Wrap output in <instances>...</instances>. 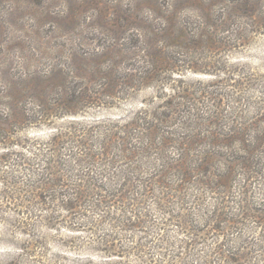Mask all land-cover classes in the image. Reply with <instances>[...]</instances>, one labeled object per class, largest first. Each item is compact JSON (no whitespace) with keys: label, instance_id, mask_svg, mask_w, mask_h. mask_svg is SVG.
<instances>
[{"label":"trees","instance_id":"16d2710c","mask_svg":"<svg viewBox=\"0 0 264 264\" xmlns=\"http://www.w3.org/2000/svg\"><path fill=\"white\" fill-rule=\"evenodd\" d=\"M131 67L111 66L99 76L106 83L95 94L118 98L120 89H133ZM91 100L90 87L73 88L62 100L66 105L43 96L33 111L42 121L57 106L66 109L63 117L77 116ZM171 102L161 108L172 117L153 118L152 124L132 115L111 124L100 120L105 131L94 125L76 129L77 123L63 134L51 126L46 143L13 144L24 153L7 149L0 158V184L15 193H0L5 200V205L0 200V228L32 238L1 251L0 264H264V133L252 134L255 128L239 133L233 126L224 135L203 134L193 113L198 100L178 95ZM25 111L19 121L33 123ZM173 117L180 118L177 129L183 132L162 130L173 128L168 123ZM249 224L262 233L255 241ZM38 226L84 234L89 242H64V247L91 246L105 257L66 259L37 242Z\"/></svg>","mask_w":264,"mask_h":264},{"label":"rangeland","instance_id":"374dc122","mask_svg":"<svg viewBox=\"0 0 264 264\" xmlns=\"http://www.w3.org/2000/svg\"><path fill=\"white\" fill-rule=\"evenodd\" d=\"M125 53L126 61L120 58ZM116 64L135 69L134 88L120 89L118 98L96 95L106 83L99 76ZM87 87L92 100L77 116L63 117L66 109L57 106L42 121L33 111L43 96L66 105L73 88ZM178 95L198 100L193 113L203 134L224 135L233 126L239 133L247 128L264 133V0H0V140L7 138L0 143V158L7 149L23 152L13 147L16 142L46 143L51 126L69 134L77 123L76 129L94 125L105 131L100 120L111 124L133 115L152 124L153 118H170L161 106L173 105ZM24 110L33 123L19 121ZM174 119L168 121L172 129L162 130L183 132L177 129L180 118ZM3 191L15 193L0 184ZM7 207L14 210L13 204ZM38 227L37 242L66 259L105 257L91 246L64 247V242H89L84 234ZM7 229L0 228V252L31 242L16 228ZM230 233L227 237H236ZM247 233L255 241L260 231L249 224Z\"/></svg>","mask_w":264,"mask_h":264}]
</instances>
